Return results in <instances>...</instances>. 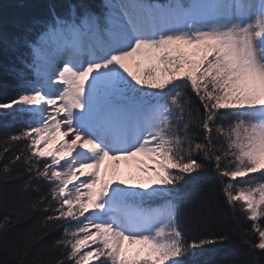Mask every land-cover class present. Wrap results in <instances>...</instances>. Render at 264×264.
Returning a JSON list of instances; mask_svg holds the SVG:
<instances>
[{
    "label": "snow or ice",
    "instance_id": "1",
    "mask_svg": "<svg viewBox=\"0 0 264 264\" xmlns=\"http://www.w3.org/2000/svg\"><path fill=\"white\" fill-rule=\"evenodd\" d=\"M0 54L13 93L0 120L18 127L0 159L23 145L0 176L19 166L23 190L42 193L0 232L40 208V227L61 230L55 264H209L230 235L190 238L180 204L211 172L264 253V0H44L0 26ZM106 160L141 178L106 179ZM8 243L26 264L39 240Z\"/></svg>",
    "mask_w": 264,
    "mask_h": 264
},
{
    "label": "trees",
    "instance_id": "2",
    "mask_svg": "<svg viewBox=\"0 0 264 264\" xmlns=\"http://www.w3.org/2000/svg\"><path fill=\"white\" fill-rule=\"evenodd\" d=\"M43 2L44 0H0V26L5 31H11L16 22L26 21L30 16L39 14ZM149 2L165 4L167 0ZM94 3L99 4L100 0H94ZM8 63V58L0 54V84L9 79L6 72ZM12 94L10 88L0 87V101L8 100ZM13 131H18V127H13L9 121L0 120V140ZM22 146L21 144L15 147L14 151L4 154V158L0 159V172L3 165L8 163L11 156L20 151ZM3 147L0 144V151ZM254 175L260 176L259 173ZM25 178L19 166L14 168L11 175L0 176V219L10 215L15 209L25 208L42 194L23 190ZM189 193L188 199L180 204V213L189 237L200 239L223 232L230 235V241L225 245L208 246L210 250L202 259L207 260L209 264H222L225 261L231 264H264V253L257 252L253 255L245 244V230L250 229L251 222L243 218L239 221L234 219L232 210L222 196L219 180L211 172L195 186H191ZM44 215L42 209L36 208L27 209L26 216L19 219L13 217V223L7 230L0 232V264H16L23 249L19 243L11 245L8 242L29 229L35 232L39 243H35L30 249L26 264H55V261L61 258V252L51 247L60 236L61 230L53 227L42 229L40 225ZM237 223L239 227H236ZM40 236H43L42 240Z\"/></svg>",
    "mask_w": 264,
    "mask_h": 264
},
{
    "label": "rangeland",
    "instance_id": "3",
    "mask_svg": "<svg viewBox=\"0 0 264 264\" xmlns=\"http://www.w3.org/2000/svg\"><path fill=\"white\" fill-rule=\"evenodd\" d=\"M114 169V165L111 161H105L104 164L101 166V172L107 173L106 179L112 180H125L129 183L135 182L136 180L141 178V174L137 172L135 165L131 164V162H120V167L116 169V174L112 175Z\"/></svg>",
    "mask_w": 264,
    "mask_h": 264
}]
</instances>
